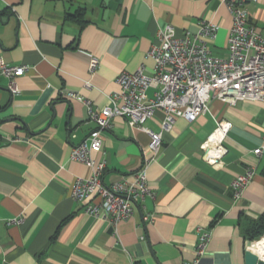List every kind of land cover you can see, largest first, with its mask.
<instances>
[{
  "label": "crops",
  "instance_id": "crops-1",
  "mask_svg": "<svg viewBox=\"0 0 264 264\" xmlns=\"http://www.w3.org/2000/svg\"><path fill=\"white\" fill-rule=\"evenodd\" d=\"M245 8L264 38V0ZM200 21L218 25L208 48L224 57L231 27L224 0H0V57L28 67L17 79V95L0 77V264H244L250 227L264 215L263 103L210 99L208 113L193 122L178 118L162 134L155 159L149 137L115 117L94 154L106 159L102 179L109 184L146 165L153 198L115 224L85 215L70 198L73 181L89 174L70 160V150L96 124L84 103L62 99L59 91H76L99 111L118 91L117 75L141 66L153 73L146 53L157 44L158 29L193 34ZM89 57L99 61L93 73ZM152 95L147 90L146 98ZM162 117L155 111L143 127L158 132ZM219 121L231 123L227 153L210 164L201 145ZM248 170L251 182L233 199L231 182ZM14 217L21 222L8 224ZM198 229L211 236L199 257Z\"/></svg>",
  "mask_w": 264,
  "mask_h": 264
},
{
  "label": "built area",
  "instance_id": "built-area-1",
  "mask_svg": "<svg viewBox=\"0 0 264 264\" xmlns=\"http://www.w3.org/2000/svg\"><path fill=\"white\" fill-rule=\"evenodd\" d=\"M256 0H224L231 16V27L227 37V53L224 57L213 56L208 43L215 40L218 25L200 21L198 29L191 34L177 36L171 25L157 30V44L146 53L153 63V73H145L139 67L133 73L122 72L116 77L118 91L110 98V105L94 111L78 92L60 90L62 99L77 100L87 106L88 116L96 124L87 139L72 146L70 160L88 168L86 177H77L70 188V198L82 203L85 215L115 224L129 220L134 205L146 198H153L147 185V166L119 180L106 184L102 179L106 159L96 160L94 154L101 152V131L111 128L115 117L128 118L134 126L149 137L148 149L153 159L162 146V134L173 127L175 120L183 118L195 121L209 112L210 99L233 106L238 102H260L264 104V38L248 23L245 5ZM99 65L98 59L89 57L88 70L93 73ZM28 71L25 65H9L0 57V77L7 80L6 88L12 95L20 92L17 79ZM86 88L90 85L86 83ZM152 89L151 98H146ZM163 114L158 132L143 124L152 118L155 111ZM231 123L219 121L215 130L201 145L202 157L210 164L218 163L227 153L223 146ZM258 155L261 149L253 151ZM253 171L238 175L231 182L233 199H238L251 182ZM14 217L8 224H18ZM210 233L198 229L196 256L205 252Z\"/></svg>",
  "mask_w": 264,
  "mask_h": 264
},
{
  "label": "trees",
  "instance_id": "trees-1",
  "mask_svg": "<svg viewBox=\"0 0 264 264\" xmlns=\"http://www.w3.org/2000/svg\"><path fill=\"white\" fill-rule=\"evenodd\" d=\"M67 18L79 24L83 23L81 19H77V16L75 17L69 15ZM261 174L264 177V166L262 168ZM263 235H264V215H262L260 219L257 222L253 223L250 227L249 240L255 244V247L252 250L253 254L256 251V249L259 247V245L264 242V237L261 238Z\"/></svg>",
  "mask_w": 264,
  "mask_h": 264
},
{
  "label": "water",
  "instance_id": "water-1",
  "mask_svg": "<svg viewBox=\"0 0 264 264\" xmlns=\"http://www.w3.org/2000/svg\"><path fill=\"white\" fill-rule=\"evenodd\" d=\"M254 243L251 241L246 242V247L244 251V264H264V261L259 259L255 254L250 252V248Z\"/></svg>",
  "mask_w": 264,
  "mask_h": 264
},
{
  "label": "bare ground",
  "instance_id": "bare-ground-1",
  "mask_svg": "<svg viewBox=\"0 0 264 264\" xmlns=\"http://www.w3.org/2000/svg\"><path fill=\"white\" fill-rule=\"evenodd\" d=\"M254 254L261 260L264 261V242L259 245Z\"/></svg>",
  "mask_w": 264,
  "mask_h": 264
},
{
  "label": "rangeland",
  "instance_id": "rangeland-1",
  "mask_svg": "<svg viewBox=\"0 0 264 264\" xmlns=\"http://www.w3.org/2000/svg\"><path fill=\"white\" fill-rule=\"evenodd\" d=\"M263 237H264V235L261 238H263Z\"/></svg>",
  "mask_w": 264,
  "mask_h": 264
}]
</instances>
